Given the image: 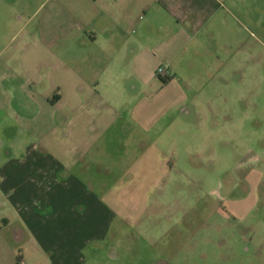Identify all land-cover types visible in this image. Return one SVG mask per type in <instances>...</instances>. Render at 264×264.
Here are the masks:
<instances>
[{"label":"crops","instance_id":"1","mask_svg":"<svg viewBox=\"0 0 264 264\" xmlns=\"http://www.w3.org/2000/svg\"><path fill=\"white\" fill-rule=\"evenodd\" d=\"M26 1L0 0V264H100L118 214L92 147L166 138L164 115L188 109L180 83L225 75L215 61L243 39L227 34L263 31L264 0H56L86 25L49 61L53 94L40 60L2 56L7 7Z\"/></svg>","mask_w":264,"mask_h":264},{"label":"rangeland","instance_id":"2","mask_svg":"<svg viewBox=\"0 0 264 264\" xmlns=\"http://www.w3.org/2000/svg\"><path fill=\"white\" fill-rule=\"evenodd\" d=\"M7 9L2 56L40 60L38 88L49 94V61L65 57L85 19L56 0ZM237 25L227 35L242 42L214 65L223 63L225 75L180 83L188 109L164 115L166 138L92 147L93 171L118 214L100 264H264V30ZM159 89L137 83L140 94Z\"/></svg>","mask_w":264,"mask_h":264},{"label":"built area","instance_id":"3","mask_svg":"<svg viewBox=\"0 0 264 264\" xmlns=\"http://www.w3.org/2000/svg\"><path fill=\"white\" fill-rule=\"evenodd\" d=\"M156 74L164 79H167L171 76V73L167 67L159 66L156 69Z\"/></svg>","mask_w":264,"mask_h":264},{"label":"trees","instance_id":"4","mask_svg":"<svg viewBox=\"0 0 264 264\" xmlns=\"http://www.w3.org/2000/svg\"><path fill=\"white\" fill-rule=\"evenodd\" d=\"M168 79H169V78H167V79H164V82H166Z\"/></svg>","mask_w":264,"mask_h":264}]
</instances>
